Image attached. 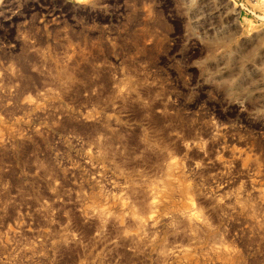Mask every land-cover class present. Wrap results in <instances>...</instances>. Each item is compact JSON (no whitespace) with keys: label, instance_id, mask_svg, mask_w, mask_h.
Segmentation results:
<instances>
[{"label":"rangeland","instance_id":"374dc122","mask_svg":"<svg viewBox=\"0 0 264 264\" xmlns=\"http://www.w3.org/2000/svg\"><path fill=\"white\" fill-rule=\"evenodd\" d=\"M240 3L0 0V264H264Z\"/></svg>","mask_w":264,"mask_h":264},{"label":"built area","instance_id":"2783aa9c","mask_svg":"<svg viewBox=\"0 0 264 264\" xmlns=\"http://www.w3.org/2000/svg\"><path fill=\"white\" fill-rule=\"evenodd\" d=\"M243 13L253 17L256 20L264 19V0H238ZM253 6H258L263 11L262 13L256 11ZM262 15V16H260Z\"/></svg>","mask_w":264,"mask_h":264},{"label":"bare ground","instance_id":"6f19581e","mask_svg":"<svg viewBox=\"0 0 264 264\" xmlns=\"http://www.w3.org/2000/svg\"><path fill=\"white\" fill-rule=\"evenodd\" d=\"M170 171V170H169ZM170 173V172H169ZM170 177V176H169ZM169 184H171V182H170V179H169ZM172 186V185H171ZM172 188V187H171ZM179 190V189H178ZM170 201V200H169ZM177 207V206H176ZM103 210V209H102ZM95 211V210H94ZM107 213V212H106ZM112 213V212H111ZM194 213V212H193ZM196 214V213H195ZM102 215V214H101ZM197 216H199L198 214H197ZM194 224V223H193Z\"/></svg>","mask_w":264,"mask_h":264}]
</instances>
